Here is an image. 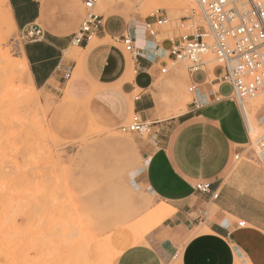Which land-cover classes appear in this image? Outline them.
I'll return each instance as SVG.
<instances>
[{"label":"crops","instance_id":"1","mask_svg":"<svg viewBox=\"0 0 264 264\" xmlns=\"http://www.w3.org/2000/svg\"><path fill=\"white\" fill-rule=\"evenodd\" d=\"M6 1L20 36L26 26L41 29L35 41L21 37L34 88L50 92L67 88L77 100L92 97L117 124L137 113L155 130V149L133 171L132 179L170 210L160 220L176 226L156 236L144 235L141 242L130 229L117 228L89 245V260L236 264L249 258L253 264H264V167L246 160L250 130L241 108L229 98V86L216 82L219 70L195 74L187 70L188 85L195 84L197 91L184 104L183 97H173L170 86H179L168 56L176 37L168 38L160 29L155 36L148 35L144 25L153 19L112 16L111 5L103 15L107 18L102 30L74 48L72 38L81 24L77 0ZM123 35L134 38L138 57H131L132 63L123 52ZM256 116L264 117V108ZM198 182L209 183L211 193L194 191ZM195 229L200 231L194 233Z\"/></svg>","mask_w":264,"mask_h":264},{"label":"rangeland","instance_id":"2","mask_svg":"<svg viewBox=\"0 0 264 264\" xmlns=\"http://www.w3.org/2000/svg\"><path fill=\"white\" fill-rule=\"evenodd\" d=\"M77 1L82 22L84 11ZM175 1L139 0L135 5L114 0L112 16L148 21L160 10L167 23L159 29L168 38L177 37L180 19L195 14L196 6L194 0ZM95 12L104 15L106 10ZM22 49L20 33L9 26L0 3V264H93L87 248L117 228L130 229L141 242L144 235L176 226L160 220L169 215L167 207L153 215L163 202L132 179L155 149V130L121 133L119 127L130 116L117 124L92 97L77 100L67 88L50 92L32 87L28 72L18 66ZM123 52L132 63V56ZM212 59L204 58L209 61L205 69L217 66ZM170 67L179 83L170 85L173 97H183L187 104L192 99L187 64ZM260 98L264 93L243 104L250 106L254 120L252 149L264 134V123L256 118L264 108V103L255 104Z\"/></svg>","mask_w":264,"mask_h":264},{"label":"built area","instance_id":"3","mask_svg":"<svg viewBox=\"0 0 264 264\" xmlns=\"http://www.w3.org/2000/svg\"><path fill=\"white\" fill-rule=\"evenodd\" d=\"M98 2L80 0L84 16L78 31L73 35L74 45L87 42L94 33L102 30L104 19L95 12ZM194 3L195 14L180 19L182 33L170 41V61L186 63L188 72L195 74L205 70L209 61L204 58L211 55L219 70L216 82L229 86V98L241 108L246 100L264 93V2L194 0ZM152 17L153 22L145 23L144 30L153 37L167 23V19L160 10ZM40 35L41 29L35 25L24 27L21 37L23 40L35 41ZM121 43L125 52L133 58L138 57L133 37L123 35ZM166 70L162 69L161 73ZM196 91L197 86L190 84L188 92L194 94ZM193 105L199 107L197 103ZM149 130L150 125L137 113L131 116L128 123L119 127V131L125 134L141 135ZM247 154L246 160L264 166V134L256 142L255 149L251 145L247 147ZM235 160H239V155L235 156ZM193 189L198 193H211L209 183H195ZM211 195L213 199L217 198L215 192ZM243 225L244 222L238 223L239 227Z\"/></svg>","mask_w":264,"mask_h":264},{"label":"bare ground","instance_id":"4","mask_svg":"<svg viewBox=\"0 0 264 264\" xmlns=\"http://www.w3.org/2000/svg\"><path fill=\"white\" fill-rule=\"evenodd\" d=\"M122 1H124V2H126V3H132V4H138V2H139V0H122ZM180 1V0H179ZM178 0L177 1H175L174 3H175V5H179L180 4V2H179ZM181 1H183V0H181ZM0 3L2 4V6H3V8L5 9V13L7 14V17H8V24H9V26L10 27H12V28H15V24H14V21H13V19H12V17H11V14H10V10H9V8H8V4H7V1L6 0H0ZM114 3V0H99V2H98V5H96L97 7L95 8V9H98L99 10V12L101 11V12H104L105 10H107L112 4ZM98 14V13H97ZM99 15H101L102 17H103V15L102 14H99ZM94 39V38H93ZM95 40H93V41H91V44L94 42ZM72 54H70V56H71ZM77 58V57H76ZM83 59V57L82 56H79V59H78V61L79 60H82ZM22 66L23 68H25L26 69V71L28 72V67H27V63H26V60H25V58H24V56L22 55V57H21V61H20V63H19V65L18 66ZM11 66V65H10ZM15 66H17V65H15ZM17 66V67H18ZM28 77H29V80H30V76H29V74H28ZM128 77H130V75L128 76ZM30 83H31V85H32V87H34V85H33V83L31 82V80H30ZM14 92V91H13ZM16 92V91H15ZM21 94V93H20ZM13 96V95H12ZM18 96V95H17ZM14 97V96H13ZM16 98V97H15ZM261 103H264V98H260V99H258L256 102H255V104H261ZM257 105V106H258ZM250 107V106H249ZM249 107L248 106H243L242 105V107H241V111H242V114H243V116H244V118H245V121H246V123L248 124V127H249V130H250V134L252 133V132H254V130H255V128H254V126H253V119L251 118V115H250V111H249ZM251 110V109H250ZM264 117L262 116V117H260V119H258V120H260L261 122H263L264 121V119H263ZM255 123V122H254ZM256 126H257V124H256ZM263 166V165H262ZM264 167V166H263ZM160 208L161 209H159V212L158 213H160V214H163V212H162V210H164L165 208H162L161 206H160ZM17 259V258H16ZM15 259V260H16ZM41 260V259H40ZM43 261V260H42ZM25 261H23V263H24ZM28 263V262H27ZM26 263V264H27ZM40 263V262H39ZM50 264H52V263H50ZM54 264V263H53Z\"/></svg>","mask_w":264,"mask_h":264}]
</instances>
